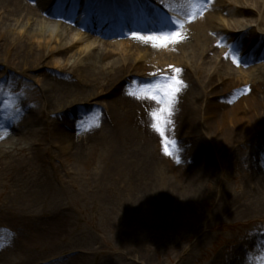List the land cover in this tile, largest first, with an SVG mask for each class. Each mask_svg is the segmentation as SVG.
I'll use <instances>...</instances> for the list:
<instances>
[{
    "label": "rangeland",
    "instance_id": "obj_1",
    "mask_svg": "<svg viewBox=\"0 0 264 264\" xmlns=\"http://www.w3.org/2000/svg\"><path fill=\"white\" fill-rule=\"evenodd\" d=\"M76 1L79 12L75 17L83 23L90 1ZM165 1L170 4V0ZM254 16H244L247 18L235 23L231 16L221 15L222 22L214 23L222 39L211 50L207 72L211 76L215 71L221 75L213 80H193L199 97L190 96L187 100L189 104L196 103L191 106V122H179L183 114L167 118V123L152 120L156 110L151 102L165 107L151 98L162 95L157 86L166 87L177 78L169 69L171 63L183 64L188 74L189 69L197 66L182 54L181 61L174 62L172 57L176 53L166 43L160 47L163 58L167 57L159 59L166 63H160L163 68L153 66L159 63L156 60L148 64L149 51L146 55L138 38L127 34L112 37L132 40L123 49L113 48L103 40L91 44L92 57L118 50L121 52L106 63L134 62L139 66L126 75L130 85L126 84L128 81L125 85L116 82L117 86L104 83L102 87H98L96 80L86 83L87 91L95 98L76 107L64 106L53 88L58 87L54 81L78 83L71 67L84 60L86 51L82 49L89 43V35L98 36L97 33L83 31L82 25L67 26L71 37L69 52L63 58L49 57L52 62L48 66L33 72L6 67L0 58V120L14 122L19 111L21 117L34 119L30 121L34 129L47 132L50 137L47 125L45 130L46 116L42 114L51 113L54 121L50 128L65 120L64 129L78 135L86 133L94 140L93 146L104 148V158L100 154L92 162L91 157H83L80 163L87 162L88 167L79 170L65 155L62 158L60 144L53 138H44V143L34 146L30 141L18 145L11 139L1 146L4 140L0 137V152L7 153L0 160V264H235L236 260L238 264H264V217H242L239 211L251 207L249 200L253 194L264 198V88L254 87V81L264 76H259L264 67L252 63L246 69L230 64L223 53L224 46H233V40L238 39L235 32L252 28L264 36V22L259 24L263 16ZM212 39L214 42V35ZM43 41L34 43L45 45ZM252 44L253 39L246 33L236 48ZM240 53L242 56L244 52ZM85 62L87 70L100 67L96 57ZM153 68H159L163 76L149 82L138 78L156 72ZM5 70H10L11 84L3 79ZM227 72L234 73V81L226 78L230 81L224 82ZM45 81L52 85L44 87ZM7 98L11 102L4 105L1 101ZM176 98L173 108L181 107L177 103L180 98ZM21 103H26L25 107H12ZM78 121L83 125L82 131L73 128ZM112 144L120 149L119 153L105 150L113 148ZM193 144L202 148H186L183 155H178L180 145L189 148ZM29 155L34 163L27 167L33 168L38 180L36 188L24 182L29 181L26 175L18 174V167L11 165L14 159ZM201 155L207 172L194 177L193 184L200 193L194 200L182 198V184L175 187V194L167 196L159 192L160 188L146 190L151 182L149 173L156 166L152 159L163 168L169 160L176 167L181 164L175 175L183 179L197 166L195 160ZM241 185L248 187L241 191ZM250 211L245 215L252 214Z\"/></svg>",
    "mask_w": 264,
    "mask_h": 264
},
{
    "label": "bare ground",
    "instance_id": "obj_2",
    "mask_svg": "<svg viewBox=\"0 0 264 264\" xmlns=\"http://www.w3.org/2000/svg\"><path fill=\"white\" fill-rule=\"evenodd\" d=\"M65 1H70L69 7L66 8L65 15H61V5L63 4L64 0H60V2H56V0H0V10L3 11V13H1L0 15V58L6 64V67H15V69L20 70L28 69L29 71L33 72L34 70H40V67L48 66L52 62L48 60L49 57L51 58L56 55V57L63 58L64 56H66V54L70 50L68 46V43L70 42H68V39L71 38L70 35L67 34V25H71L73 23L72 13L74 12V7L76 6V0ZM89 1H87L89 2V7L87 10L90 11L93 19L98 22L100 19L105 17L107 18L109 14H112V12H108V9H110V7H117L121 11H123L124 9L127 11L130 7L131 9L134 8V3L137 0ZM155 1L162 2L163 0ZM197 1L200 0H171L170 8L180 16L179 23L181 26L173 32L168 33L165 37H169V39L164 41L172 46V49L176 53L173 54L172 57L174 62L178 63L179 60L181 61V59H179V54H182L183 57H189V60L191 58L193 61H195L197 66L194 70H188L190 74L189 75L185 70V66H181L183 64L177 65L175 63L173 64L169 62L171 63L169 69H172V71L177 74L176 77L183 81V85L180 86V91L176 93V97L180 98V102L178 101L177 103L179 104V106L181 105V107L175 106L173 108V106H171V115L169 116L166 113L164 114V118L166 120L167 118L170 120V117L177 118L179 116L178 114H183L181 115V117H179V122H183L186 120H189V122H191L192 119L189 118L191 116L193 117L194 114L193 111H191V106L192 104L195 105L196 103L192 102L191 104H189V102L187 103V100L190 96H193V98H196L197 96L199 97V92L195 88L193 80H197V78L201 81H206L207 79L213 80L218 75H221L220 72L215 71V74H212L211 76L207 72L208 64H210L211 50H214V43L217 40L216 38L219 37L220 33L215 30L216 28L214 27V23H216V21L222 22V17L220 16L229 15L233 18L235 23H237L239 22L238 19L243 18L244 16L253 18L254 15L256 16L257 14H262L263 19L259 22V24L264 22V0H209V6L207 7L204 4L197 3ZM140 5L141 3H139L137 6ZM141 6L146 11H154V8L148 3V1H144ZM126 11H124V13ZM140 14H142V10L140 11ZM114 16L115 15L113 14L112 17L110 16V18L107 19L106 23L108 25V28H112L114 26V23L116 22V18ZM157 18H155V26L159 25V23L161 22L169 25L171 24L164 18ZM129 19L130 18H126L127 21ZM52 23H54L55 25H53ZM141 26H144L146 27L145 29H147V27H150V24L146 22V20H144L141 22ZM92 29L93 28L89 26L87 28V31H91ZM125 29H127V26L121 23L120 30ZM174 32L180 33V36L175 40L171 39L172 33ZM246 33L250 36V38L253 39V45L255 46V49L256 47L262 49L261 55H263L262 57H264V36H262L263 34H260V32H257L252 28L247 29V31H244L239 35L238 39L233 45V49L238 46L243 39L246 38ZM212 35H214V42L212 41ZM148 37L153 36L144 37L141 42L142 45L147 47L156 46L155 48L160 47L159 44L161 43V39L152 40L148 39ZM89 40V43H87L84 46V49H82L88 53V56L83 61H81V63L75 64V67H71L72 71L74 72L73 75L75 76V79L78 81V83H72L71 80L54 81L57 82L58 87L54 86L53 88L56 89L57 94L60 97V101L63 102L64 106L66 107H76L78 106V104L86 102L87 99L88 101L90 99H94L95 96L90 94L86 89L88 85L86 83L93 82V80H96V82L98 83V87H102L104 83L110 86L111 84H116V82L119 83L120 81L124 85L125 82L128 81L126 84L130 85L131 80L126 77V75L139 66H137L134 62H129L124 65L122 63L114 61L106 63V60L110 59L113 55L121 52H119L118 50H116L113 54L105 53L99 56L92 57V53L91 55H89L91 44L95 43L97 40L102 39L97 35L91 34L89 35ZM42 41L45 45H42L40 43V46L38 43L37 46L34 43ZM131 42L132 40L130 39H127L125 41L111 40L108 41L107 44H109L113 48L123 49L130 46ZM33 45L37 47H34ZM143 49L144 48H142V50ZM255 49L251 48L250 53L249 46L247 48H243L242 51L244 52V54L242 58H239V63L242 65V67L248 69L250 64L254 63V53L256 52ZM163 56L164 54L162 53V51L157 52V49L152 50L151 59L149 60L148 64L151 65L156 60L159 63H155L153 64V66H161L160 63L166 65L164 61L159 60L167 58H163ZM94 57H96V59L98 58L100 67H91V70H87V63L85 61ZM262 64L264 65V61L262 62ZM161 68H163V66H161ZM175 69H180V72L177 73ZM153 70L156 71L153 72V74L162 73L158 72L159 68H153ZM230 72H227L224 76V82L230 81L227 79H232V81L235 80L234 73ZM3 73H5L3 79L8 80L6 84H11L13 82L12 78H8L9 76H11L9 74L10 70L7 72L5 70V72ZM147 74L152 75L151 73ZM261 74L264 75V71H260L259 76H261ZM20 75L22 76V74ZM159 75L161 74H158L157 76ZM40 81L42 80H39V82ZM48 82L45 81L43 83V86L46 87L52 85H50V83ZM254 87L257 89L264 88V76L254 81ZM202 99L204 100V97ZM175 101H177V98ZM10 102L11 100L7 98L3 103L5 105H9ZM25 105L26 103H21L19 106L12 107L21 108L25 107ZM150 105L155 108V112L159 113L161 106H158L153 102H151ZM17 115L19 116V118H13L14 122H10L6 118L0 120V137L4 140V142L1 143V146H5L6 142L10 141L11 139H15V141L18 142V145L21 143V141H30L32 143V146H34L38 143H44L42 142L44 138L47 140L49 138H53L60 144L61 151L63 152L62 158H64L65 155L66 159L68 161L71 160V163L74 162L75 167L79 170H81V168L85 169L88 167L87 162L80 163L82 162L81 159L83 157H91L92 162L97 161L100 157L104 158V148H102L101 146H93L92 143L94 142V140L88 138L86 133L79 134L87 137L84 140L82 137H79L78 133H70L68 130L64 129L67 125L65 120L63 124H55V127L51 125L50 128L49 124L53 120V114L51 113H47V115H45V113L42 114V116H46L45 130L47 131V125V128L50 130V137L48 136L47 132L45 134L39 132V129H34V125L33 123H31L34 122V119L32 117H21V112L19 111H17ZM152 120L153 122L157 121L154 119L153 114ZM171 121L174 120L171 119ZM159 122H163V120ZM71 125L72 123L68 124V126L70 127ZM82 126L83 125L81 124V122L78 121L77 123H75L73 128H75V130L79 129L82 131ZM54 131L56 132V134L54 133ZM152 134L154 133L152 132ZM107 135L108 134H106V136ZM112 147L113 148H108L105 150L108 153L112 154H114L113 152L119 153L120 149L116 145L112 144ZM186 148L187 151H196L200 150L202 147L200 144H193V146H190L189 148L185 145H183V147L182 145H180L178 147V155H183V151ZM6 154V152H0V160H4V158L7 156ZM100 154L102 155L98 157ZM199 157L202 159L197 158L195 160V164H197V166H194L189 174H187L186 176L184 175L185 177L183 179L181 177L180 179H177L175 175L176 168H180L181 164H178L176 167V164H174L173 161L169 160L168 166H166V168H163L161 163H156L155 159H152V163L156 164V166L153 167L152 173H149L151 182L150 184H148L149 189L146 190L151 191L153 188H160L159 192L163 191V194H166L165 196H167L168 194H175L173 192V190L176 189L175 187H178L179 184H182V198L185 201L189 202L190 198L191 200H194L195 197L200 195V193L196 191L197 189L193 184L194 177L201 174V172H207V170L205 169V163L202 164L203 155ZM106 158H108V156ZM32 163H34V159L33 157H31V155H29L23 159H14V162H12L11 165L15 168L18 167V174L26 175V178L29 179V181L24 182H27L29 183V185L31 184V186L36 188L38 185V180L33 175V171H31L33 168L27 167L28 164ZM247 187L248 186L241 185L239 188L241 189V191H244ZM262 191V197H264V189H262ZM147 193L150 194L148 191ZM249 203L251 204V207L247 211L238 209L241 212L242 217L257 215L258 218H263L264 198H260V194L256 193L251 196V200H249ZM248 211H250L252 214L245 215V212ZM235 264H238V260H236Z\"/></svg>",
    "mask_w": 264,
    "mask_h": 264
},
{
    "label": "snow or ice",
    "instance_id": "obj_3",
    "mask_svg": "<svg viewBox=\"0 0 264 264\" xmlns=\"http://www.w3.org/2000/svg\"><path fill=\"white\" fill-rule=\"evenodd\" d=\"M56 2H60V0H56ZM163 23V22H161ZM135 35V34H134ZM180 36L179 32H174L172 33L171 39L175 40ZM148 39H158L157 37L153 36V37H148ZM161 39V42H163L164 40L169 39V37H162L159 38ZM175 71L178 73L180 72V69H175ZM183 85V81L178 79V78H173V83L165 86H157V90L160 91L162 93L161 96H152V99L157 100L158 102L162 103L165 105V107L161 108L159 110V113L154 112L153 113V117L155 120L157 121H161L163 120L164 123H167V120L164 118V114L166 113L167 115H171V111H172V104L175 102L176 99V93H178L180 91V86ZM154 127L157 128L158 131H160V127L158 125H154ZM163 134V133H162ZM165 153L167 155H171L170 152H168L167 149H165Z\"/></svg>",
    "mask_w": 264,
    "mask_h": 264
}]
</instances>
